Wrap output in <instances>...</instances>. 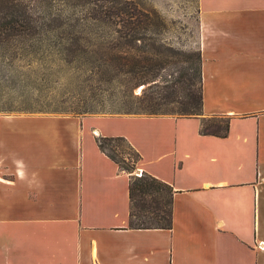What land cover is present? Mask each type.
<instances>
[{"label":"crops","instance_id":"1","mask_svg":"<svg viewBox=\"0 0 264 264\" xmlns=\"http://www.w3.org/2000/svg\"><path fill=\"white\" fill-rule=\"evenodd\" d=\"M203 116L0 112V264H264V0H198ZM173 189L170 228L129 224V181L97 143Z\"/></svg>","mask_w":264,"mask_h":264},{"label":"trees","instance_id":"2","mask_svg":"<svg viewBox=\"0 0 264 264\" xmlns=\"http://www.w3.org/2000/svg\"><path fill=\"white\" fill-rule=\"evenodd\" d=\"M164 28L160 13L139 0H0V87L18 83L19 101L25 103L26 86L50 87L66 75L61 84L83 83L93 94L116 98L109 108L84 104L74 112L198 116L200 133L226 136L227 117L202 113L199 49L188 52L167 43ZM140 85L143 90L135 95ZM17 107L9 97L0 112ZM97 143L120 169L133 171V162L118 157L123 143L139 159L126 138L98 137ZM172 194L170 185L150 174L131 176L130 226L170 228Z\"/></svg>","mask_w":264,"mask_h":264},{"label":"rangeland","instance_id":"3","mask_svg":"<svg viewBox=\"0 0 264 264\" xmlns=\"http://www.w3.org/2000/svg\"><path fill=\"white\" fill-rule=\"evenodd\" d=\"M145 6L156 9L163 17L165 28L162 30V38L174 47L184 51H197L199 49V33H198V0H139ZM67 72H63L66 74ZM66 75L61 76V83H65ZM52 84L50 87L42 86L37 89L26 86L23 92L28 95L25 103L19 101L18 95L22 92V88L18 83H5L0 87L4 93L3 98L0 97V107L6 98L10 97L15 106H19L11 111L3 113L7 114H61V115H76L82 116L87 114H121L110 113L107 110H96V112L77 113L72 111V108L79 105H94L104 106L109 108L116 98L109 96L108 92H96L93 94L86 84ZM144 85L134 88L133 93L139 95L143 90ZM98 96V97H96ZM50 104V105H48ZM96 104V105H95ZM39 105H48L49 109H37ZM26 107L22 109V107ZM60 106L66 110H55ZM106 111V112H105ZM136 115H145L135 113ZM120 147L124 148L119 152L118 157L126 158L134 163L132 176H136V172L140 169L135 168L136 159L130 154L129 149L125 144L121 143ZM135 160V161H134Z\"/></svg>","mask_w":264,"mask_h":264},{"label":"built area","instance_id":"4","mask_svg":"<svg viewBox=\"0 0 264 264\" xmlns=\"http://www.w3.org/2000/svg\"><path fill=\"white\" fill-rule=\"evenodd\" d=\"M135 174H136V176H141L142 175V171H140L139 173L136 172Z\"/></svg>","mask_w":264,"mask_h":264},{"label":"bare ground","instance_id":"5","mask_svg":"<svg viewBox=\"0 0 264 264\" xmlns=\"http://www.w3.org/2000/svg\"><path fill=\"white\" fill-rule=\"evenodd\" d=\"M137 172L139 173L140 171L138 170Z\"/></svg>","mask_w":264,"mask_h":264}]
</instances>
